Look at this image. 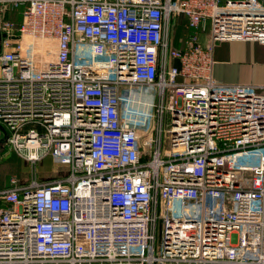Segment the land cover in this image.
Listing matches in <instances>:
<instances>
[{"label":"built area","instance_id":"obj_1","mask_svg":"<svg viewBox=\"0 0 264 264\" xmlns=\"http://www.w3.org/2000/svg\"><path fill=\"white\" fill-rule=\"evenodd\" d=\"M220 41L264 44V0H0L3 140L66 169L0 186V264H264V85Z\"/></svg>","mask_w":264,"mask_h":264},{"label":"crops","instance_id":"obj_2","mask_svg":"<svg viewBox=\"0 0 264 264\" xmlns=\"http://www.w3.org/2000/svg\"><path fill=\"white\" fill-rule=\"evenodd\" d=\"M200 37L203 43H209V25L205 30L201 29ZM214 58L213 74L217 80L227 84L264 85V44L220 41L215 45ZM258 91L264 92V88Z\"/></svg>","mask_w":264,"mask_h":264},{"label":"rangeland","instance_id":"obj_3","mask_svg":"<svg viewBox=\"0 0 264 264\" xmlns=\"http://www.w3.org/2000/svg\"><path fill=\"white\" fill-rule=\"evenodd\" d=\"M186 31L185 27H178L174 35L175 46H182L179 40ZM153 125L154 122L148 120L141 119L139 121L140 129L143 132L141 135L142 142L150 140L152 136L155 137V130H151ZM144 130H147V132ZM163 135L165 136L163 143H165L167 135L166 133ZM3 138V133L0 129V183H8L13 176H17L21 181L27 182L36 174L37 179L41 181L42 178H48L53 175L57 177L66 172V169H62L63 166L58 164L52 156H47L43 160L38 161L37 164H32L10 150L8 146H6L7 149L5 150L3 145H6V140H3Z\"/></svg>","mask_w":264,"mask_h":264},{"label":"water","instance_id":"obj_4","mask_svg":"<svg viewBox=\"0 0 264 264\" xmlns=\"http://www.w3.org/2000/svg\"><path fill=\"white\" fill-rule=\"evenodd\" d=\"M175 24H176V19L174 18L173 23H172V32L175 30ZM0 129H1L2 133L4 134V136H6L7 131L1 123H0Z\"/></svg>","mask_w":264,"mask_h":264},{"label":"trees","instance_id":"obj_5","mask_svg":"<svg viewBox=\"0 0 264 264\" xmlns=\"http://www.w3.org/2000/svg\"><path fill=\"white\" fill-rule=\"evenodd\" d=\"M178 27H179V26H178ZM178 27L176 28V32H177ZM4 145H5V144H4ZM4 145H3V148L6 150L7 147H6V145H5V146H4ZM60 176H61V175H60ZM57 177H59V176H57ZM53 178H56V175H53V176L48 177V178H42L41 181L51 180V179H53ZM6 184H7V183H6ZM6 184H4V183H0V186H5Z\"/></svg>","mask_w":264,"mask_h":264}]
</instances>
